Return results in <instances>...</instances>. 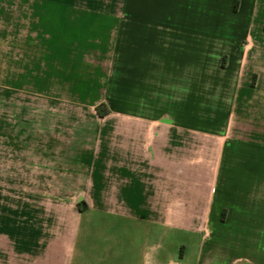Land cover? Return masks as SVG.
<instances>
[{
	"label": "crops",
	"instance_id": "1",
	"mask_svg": "<svg viewBox=\"0 0 264 264\" xmlns=\"http://www.w3.org/2000/svg\"><path fill=\"white\" fill-rule=\"evenodd\" d=\"M23 1L38 58L111 53L91 73L119 134L27 154V194L0 184V264H185L228 227L264 251V0Z\"/></svg>",
	"mask_w": 264,
	"mask_h": 264
},
{
	"label": "rangeland",
	"instance_id": "2",
	"mask_svg": "<svg viewBox=\"0 0 264 264\" xmlns=\"http://www.w3.org/2000/svg\"><path fill=\"white\" fill-rule=\"evenodd\" d=\"M9 9L14 21L0 20V184L5 191L27 194V175L33 177L40 169L36 162L27 163V154L34 160L41 140L45 146L53 134H103L105 120H111L109 134H119V115L102 117L107 107L102 99L98 101L101 91L91 73L97 64L108 70L111 53L103 55L96 50L75 60L40 59L38 55L49 49L38 38L27 41L29 19L23 16L29 14L27 2L13 0ZM4 30L8 33L3 34ZM66 61L77 65L62 68ZM263 65V60H256L259 72ZM231 231L228 227L223 234L205 236L208 245L201 253L195 241L186 239L185 264H264L259 245L254 249L248 235ZM179 253L177 250V256Z\"/></svg>",
	"mask_w": 264,
	"mask_h": 264
},
{
	"label": "trees",
	"instance_id": "3",
	"mask_svg": "<svg viewBox=\"0 0 264 264\" xmlns=\"http://www.w3.org/2000/svg\"><path fill=\"white\" fill-rule=\"evenodd\" d=\"M102 113V112H101Z\"/></svg>",
	"mask_w": 264,
	"mask_h": 264
}]
</instances>
